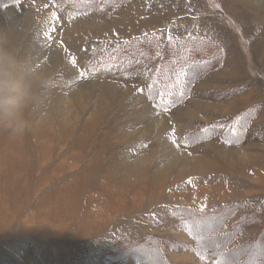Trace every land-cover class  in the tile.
<instances>
[{"label": "rangeland", "instance_id": "rangeland-1", "mask_svg": "<svg viewBox=\"0 0 264 264\" xmlns=\"http://www.w3.org/2000/svg\"><path fill=\"white\" fill-rule=\"evenodd\" d=\"M6 25L53 85L0 129V264L264 263V0H0Z\"/></svg>", "mask_w": 264, "mask_h": 264}, {"label": "clouds", "instance_id": "clouds-1", "mask_svg": "<svg viewBox=\"0 0 264 264\" xmlns=\"http://www.w3.org/2000/svg\"><path fill=\"white\" fill-rule=\"evenodd\" d=\"M52 85L50 67L23 54L11 25L0 27V129L12 138L28 133L32 121L27 113Z\"/></svg>", "mask_w": 264, "mask_h": 264}, {"label": "bare ground", "instance_id": "bare-ground-1", "mask_svg": "<svg viewBox=\"0 0 264 264\" xmlns=\"http://www.w3.org/2000/svg\"><path fill=\"white\" fill-rule=\"evenodd\" d=\"M261 1V0H260ZM168 121V120H167ZM190 154H184V153H177V154H174L173 157H172V161L173 163H171L172 165H175V164H180L181 163V156H184L183 157V161L185 163V166H186V169L187 170H194V171H198L199 170V167L198 165H200L199 163V159H193L192 157L189 156ZM192 156V155H191ZM202 160V159H201ZM204 161V160H202ZM165 168L167 167H164L162 169H160L159 171H157V173L159 174L160 172H163L165 170ZM180 175V174H179ZM185 176V174H183ZM182 176V175H181Z\"/></svg>", "mask_w": 264, "mask_h": 264}, {"label": "trees", "instance_id": "trees-1", "mask_svg": "<svg viewBox=\"0 0 264 264\" xmlns=\"http://www.w3.org/2000/svg\"><path fill=\"white\" fill-rule=\"evenodd\" d=\"M175 54H177V52H175V51H173ZM180 55H183L182 54V52L180 51ZM189 53V52H188ZM179 55V54H178ZM187 55V54H186ZM181 62V60L179 59L177 62H174L173 64H179ZM186 62V61H185ZM187 63V62H186ZM172 64V66L170 65V62H169V66H170V70H165L164 71V73H170V74H173V72H174V68H175V65H173ZM187 64H190V63H187ZM169 74V75H170ZM176 78L178 79V76H176ZM167 83V81L166 80H163V79H159V82H155V84L151 87V89L154 91V92H156L157 91V89L159 88V87H167L168 85L166 84ZM203 212L204 211H199V215L200 216H202V217H204V216H206V214H203ZM262 232H263V234H264V229L262 230ZM226 235V234H225ZM261 239V238H260ZM219 247H221V248H223L222 246H219ZM261 248H262V250H264V244L262 245V246H260ZM259 250H261V249H259ZM264 264V263H263Z\"/></svg>", "mask_w": 264, "mask_h": 264}, {"label": "snow or ice", "instance_id": "snow-or-ice-1", "mask_svg": "<svg viewBox=\"0 0 264 264\" xmlns=\"http://www.w3.org/2000/svg\"><path fill=\"white\" fill-rule=\"evenodd\" d=\"M73 63H75V61L73 60ZM175 143V141H173Z\"/></svg>", "mask_w": 264, "mask_h": 264}]
</instances>
